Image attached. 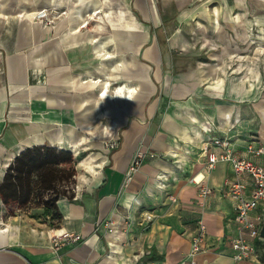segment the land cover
<instances>
[{
	"label": "crops",
	"instance_id": "0c3cea01",
	"mask_svg": "<svg viewBox=\"0 0 264 264\" xmlns=\"http://www.w3.org/2000/svg\"><path fill=\"white\" fill-rule=\"evenodd\" d=\"M257 2L264 7V0ZM185 3L0 0V182L27 147L68 149L62 146L66 137L74 147L82 144L81 130L95 134L91 123L101 113L108 126L100 139L119 136L116 148L103 155L102 170H93L88 191L57 200L62 218L56 225L42 206L9 212L0 196V264H182L200 220L207 225L206 248L197 264H264L262 236L255 240L257 257L233 256L232 239L241 230L226 187L236 179L231 162L207 169L208 153L220 151L214 137H227L237 155L264 165V156L247 150L249 142L262 140L264 109L247 92L246 78L226 75L196 50L173 53L162 42L186 33L222 40L236 29L226 16L237 13L231 9L241 1ZM42 8L55 13L51 24L34 16ZM101 9L97 25L81 26L76 10L90 21ZM131 34L139 45L133 53ZM137 150L154 156L125 184ZM194 176L213 188L204 199ZM239 181L249 195L252 176L244 173ZM258 211L264 217V204L252 215ZM56 229L82 239L55 246Z\"/></svg>",
	"mask_w": 264,
	"mask_h": 264
},
{
	"label": "rangeland",
	"instance_id": "374dc122",
	"mask_svg": "<svg viewBox=\"0 0 264 264\" xmlns=\"http://www.w3.org/2000/svg\"><path fill=\"white\" fill-rule=\"evenodd\" d=\"M187 1L186 6L189 2ZM223 1V0H220ZM241 1V7H235L237 13H232L230 16L227 12L226 17H231L227 23L235 22V30L229 28V33H226L222 40L211 39L207 36H201L198 39H192L181 35L177 39L169 40L164 39L162 42L168 48H172L173 53L177 52H189L198 53L199 58L210 62V64H218L220 71L228 76H241L249 81L247 92L255 97L264 109V7L260 6L258 0H239ZM109 12V11H108ZM116 8L111 9L110 14L115 18ZM104 11L101 9L84 27L90 30V27L97 25L98 18ZM235 14V16H234ZM131 18L135 17V12H130ZM234 18V19H232ZM224 23V20H222ZM132 22V19H131ZM96 23V24H94ZM226 23V21H225ZM132 26V24H131ZM226 26V25H225ZM228 29V28H227ZM184 31V30H183ZM168 35V34H167ZM167 38V36H166ZM117 42V41H116ZM142 42V41H141ZM143 43V42H142ZM142 43L140 45H142ZM122 46L121 40L117 42V47L120 49ZM138 45V40H134L131 34L129 40V49L133 53ZM116 47V48H117ZM100 109L103 112V106L101 104ZM91 124H97V129L94 130L95 134L90 133V129L80 130L83 131L81 135L85 136L82 144L73 145L74 139L66 137L62 146L70 149L77 162H76V192L75 196L81 192H87L93 179L95 171H89L92 166L94 169L102 170L103 159L110 149H114L117 146L119 136L117 138H109L107 140H101L100 136L102 131L107 129L108 121L104 114L96 115ZM90 127V124L86 126ZM79 135V136H81ZM79 138V137H78ZM92 142V144H91ZM114 145V146H113ZM149 156V154L147 155ZM146 157V158H147ZM145 158V159H146ZM144 162V161H143ZM74 196V198H75ZM72 198V199H74ZM9 210V209H8ZM12 212L13 210H9ZM16 211V210H15ZM21 210L17 209V213ZM22 213V212H20ZM34 213V212H33ZM45 219L38 216L37 219Z\"/></svg>",
	"mask_w": 264,
	"mask_h": 264
},
{
	"label": "built area",
	"instance_id": "2783aa9c",
	"mask_svg": "<svg viewBox=\"0 0 264 264\" xmlns=\"http://www.w3.org/2000/svg\"><path fill=\"white\" fill-rule=\"evenodd\" d=\"M34 16L51 24L54 21L55 13L51 12L50 9L42 8L36 11ZM261 116L264 125V113ZM261 131V142L254 143L252 141L247 144V150L255 157L264 156V126ZM211 143L219 146L220 151H210L208 153L207 169L211 170L219 161H229L236 175L235 180L228 181L226 184L227 193L235 199V219L240 223L241 230L239 236L232 239L233 256L237 260L253 259L258 255L255 240L261 236V229L264 225V217L261 212L258 211L254 216L252 215V211H255L261 204H264V165L252 158L237 155L231 148L227 137H214ZM148 154L149 156H154L152 152L136 151L126 171L125 184H128L133 175L140 169ZM244 173H249L254 181V187L249 195L244 193V183L239 181V177ZM193 179L198 185L199 196L202 199L212 193L213 188L204 183L202 178L194 176ZM74 190L76 192L75 185ZM148 218L151 217L148 215ZM107 227L109 230L113 229L111 222L108 223ZM206 232L207 225L204 220H200L198 229L192 237L187 257L182 264H197V255L206 248ZM51 239L54 245L58 246L65 242L79 241L82 239V234L56 229L51 235Z\"/></svg>",
	"mask_w": 264,
	"mask_h": 264
},
{
	"label": "trees",
	"instance_id": "16d2710c",
	"mask_svg": "<svg viewBox=\"0 0 264 264\" xmlns=\"http://www.w3.org/2000/svg\"><path fill=\"white\" fill-rule=\"evenodd\" d=\"M76 162L73 152L65 148L46 143L25 148L9 164L0 182L3 203L13 211L42 206L50 225H56L62 218L57 200L75 196Z\"/></svg>",
	"mask_w": 264,
	"mask_h": 264
},
{
	"label": "bare ground",
	"instance_id": "6f19581e",
	"mask_svg": "<svg viewBox=\"0 0 264 264\" xmlns=\"http://www.w3.org/2000/svg\"><path fill=\"white\" fill-rule=\"evenodd\" d=\"M94 14V13H93ZM76 15H78L79 17L82 18V23H81V26H85L86 24L89 23V20L88 19H84V16H83V13L80 12L79 10H76ZM88 17H91L89 14L87 15ZM89 171H92L94 170V166L91 167V169H88Z\"/></svg>",
	"mask_w": 264,
	"mask_h": 264
},
{
	"label": "water",
	"instance_id": "95a60500",
	"mask_svg": "<svg viewBox=\"0 0 264 264\" xmlns=\"http://www.w3.org/2000/svg\"><path fill=\"white\" fill-rule=\"evenodd\" d=\"M261 236L264 237V225H263V227L261 229Z\"/></svg>",
	"mask_w": 264,
	"mask_h": 264
}]
</instances>
